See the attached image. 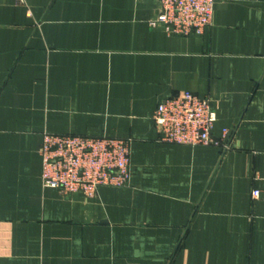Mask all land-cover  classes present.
I'll use <instances>...</instances> for the list:
<instances>
[{"label": "crops", "instance_id": "crops-1", "mask_svg": "<svg viewBox=\"0 0 264 264\" xmlns=\"http://www.w3.org/2000/svg\"><path fill=\"white\" fill-rule=\"evenodd\" d=\"M158 11L0 0V264H264V0H216L202 35ZM183 91L214 102L228 147L159 140ZM45 133L130 140L131 185L44 187Z\"/></svg>", "mask_w": 264, "mask_h": 264}, {"label": "built area", "instance_id": "built-area-1", "mask_svg": "<svg viewBox=\"0 0 264 264\" xmlns=\"http://www.w3.org/2000/svg\"><path fill=\"white\" fill-rule=\"evenodd\" d=\"M215 3L216 0H159V11L151 25L163 27L170 35H202L213 24ZM153 119L162 142L228 147L230 129H224L221 138L213 135L218 113L210 98L183 91L162 100ZM40 152L43 186L56 188L63 195L94 197L102 185H131L130 140L45 133ZM259 195L255 190L254 198Z\"/></svg>", "mask_w": 264, "mask_h": 264}, {"label": "rangeland", "instance_id": "rangeland-1", "mask_svg": "<svg viewBox=\"0 0 264 264\" xmlns=\"http://www.w3.org/2000/svg\"><path fill=\"white\" fill-rule=\"evenodd\" d=\"M85 196V195H84Z\"/></svg>", "mask_w": 264, "mask_h": 264}]
</instances>
